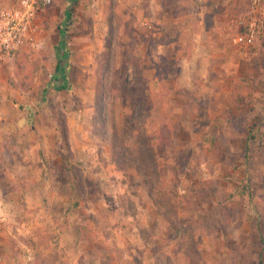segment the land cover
Wrapping results in <instances>:
<instances>
[{
    "label": "rangeland",
    "instance_id": "1",
    "mask_svg": "<svg viewBox=\"0 0 264 264\" xmlns=\"http://www.w3.org/2000/svg\"><path fill=\"white\" fill-rule=\"evenodd\" d=\"M251 2L44 7L0 64V264H264Z\"/></svg>",
    "mask_w": 264,
    "mask_h": 264
},
{
    "label": "built area",
    "instance_id": "2",
    "mask_svg": "<svg viewBox=\"0 0 264 264\" xmlns=\"http://www.w3.org/2000/svg\"><path fill=\"white\" fill-rule=\"evenodd\" d=\"M53 0H17L10 7L0 10V64L27 45L36 43L40 30L39 19L44 7ZM261 0H252L245 32L234 38L235 44L252 41L264 28ZM1 262V259H0Z\"/></svg>",
    "mask_w": 264,
    "mask_h": 264
}]
</instances>
